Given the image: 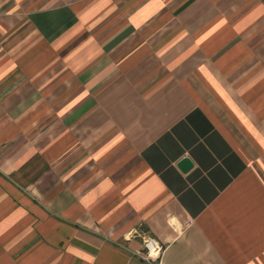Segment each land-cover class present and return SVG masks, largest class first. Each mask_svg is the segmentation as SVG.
Masks as SVG:
<instances>
[{
	"label": "crops",
	"instance_id": "0c3cea01",
	"mask_svg": "<svg viewBox=\"0 0 264 264\" xmlns=\"http://www.w3.org/2000/svg\"><path fill=\"white\" fill-rule=\"evenodd\" d=\"M140 231L264 264V0H0V264H149Z\"/></svg>",
	"mask_w": 264,
	"mask_h": 264
},
{
	"label": "built area",
	"instance_id": "2783aa9c",
	"mask_svg": "<svg viewBox=\"0 0 264 264\" xmlns=\"http://www.w3.org/2000/svg\"><path fill=\"white\" fill-rule=\"evenodd\" d=\"M142 236V246L137 252L138 256L149 264H157L161 257L164 246L153 235L146 231H140Z\"/></svg>",
	"mask_w": 264,
	"mask_h": 264
},
{
	"label": "water",
	"instance_id": "95a60500",
	"mask_svg": "<svg viewBox=\"0 0 264 264\" xmlns=\"http://www.w3.org/2000/svg\"><path fill=\"white\" fill-rule=\"evenodd\" d=\"M192 162L188 157H183L180 159L178 165L181 167L183 170H187L191 166Z\"/></svg>",
	"mask_w": 264,
	"mask_h": 264
}]
</instances>
